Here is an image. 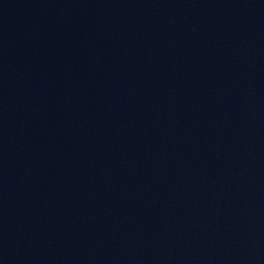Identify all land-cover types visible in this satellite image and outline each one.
<instances>
[{
	"label": "water",
	"instance_id": "95a60500",
	"mask_svg": "<svg viewBox=\"0 0 264 264\" xmlns=\"http://www.w3.org/2000/svg\"><path fill=\"white\" fill-rule=\"evenodd\" d=\"M0 264H264V0H0Z\"/></svg>",
	"mask_w": 264,
	"mask_h": 264
}]
</instances>
